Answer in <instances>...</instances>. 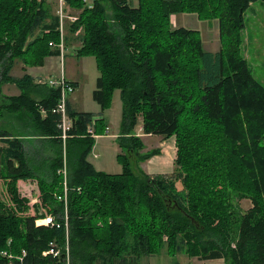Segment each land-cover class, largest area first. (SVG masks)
<instances>
[{
  "label": "trees",
  "instance_id": "1",
  "mask_svg": "<svg viewBox=\"0 0 264 264\" xmlns=\"http://www.w3.org/2000/svg\"><path fill=\"white\" fill-rule=\"evenodd\" d=\"M105 1L94 0L92 7L87 0L65 3L82 9L76 25L84 29L83 46L77 56L96 60L100 74L93 99L101 106L100 115L114 91L121 90L120 146L130 152L141 147V136L133 132L140 116L143 133L173 136L190 107L203 112L212 129L210 137L201 151L188 148L187 157L186 142L178 141L176 162L181 167L178 175L186 173V193L166 175L142 179L132 170L130 156L119 155L124 162L121 174L97 170L89 160L95 136L88 127L98 112L77 110L68 99L72 125L64 139L61 115L53 111L61 87L26 71L20 76L12 73L15 57L27 68L61 56L60 16L49 14L46 0H0V84H15L21 91L0 100V180L20 212L15 218L11 211H0V264H11L13 254L18 255L13 264H65L64 251L55 256L48 250L51 242L59 247L58 241L66 239L67 221L70 264H140L142 256L157 251L165 236L176 241L180 234L181 242L203 260L264 264V146L254 136L231 131L239 123L231 121L226 100L224 48L205 50L199 30L170 27L174 13L218 19L221 42L237 46L244 12L255 0H139L138 6L109 0L111 16ZM193 57L198 62L194 70ZM189 72H194L197 88L191 91ZM239 80L246 93L257 92L264 100V87L246 64ZM231 101L238 104L233 96ZM262 112L264 107L258 106L255 117L261 118ZM5 114L21 116L25 133L15 134L9 120H3ZM104 121L103 116L96 118L95 131L104 134ZM118 179L126 182L119 195ZM27 180H35L40 190L41 206L34 213L19 205V182ZM230 190L250 196L252 209L245 213L234 209ZM41 208L48 212L39 215ZM49 212L55 223L37 225Z\"/></svg>",
  "mask_w": 264,
  "mask_h": 264
},
{
  "label": "rangeland",
  "instance_id": "2",
  "mask_svg": "<svg viewBox=\"0 0 264 264\" xmlns=\"http://www.w3.org/2000/svg\"><path fill=\"white\" fill-rule=\"evenodd\" d=\"M94 0H87L89 7L93 6ZM133 6H138L139 0H128ZM105 8L107 14L110 16L113 12V6L109 0H106ZM46 6L49 14L59 15L63 23L64 31V55L61 57H54L48 59L44 64L48 70L46 73L43 71L38 79L47 82L50 79L58 80L65 73L66 80H76L79 87L77 90L70 92V97L74 105L81 110L85 111H97V116L93 119L94 128L97 117H104V123L109 127V134H103L99 126V132L96 130L95 144L89 154V160L92 162L97 170L105 171L112 174H121L123 172L124 162L122 154L125 157H129L132 170L139 177L144 176H157L166 175L169 180L172 178L175 180L176 188L181 193H186V173L182 176L178 175L181 167L176 162L178 141L184 140L186 142V151L184 156L187 157V149L190 151H201L205 143L209 131V125L203 118V112L196 113L191 107L188 108L183 114L180 122V128L178 133L170 137L163 135H151L145 134L142 130V118L139 117V121L134 128V135L141 133L140 142L141 147L135 151H128V148L120 146L119 136L122 133V112L124 103L121 97V90H115L111 98L110 105L100 115L101 106L93 99V91L96 88V80L99 76V70L97 68L96 60L93 56H77V51L83 46L84 29L81 26L77 27L76 22L82 12V9L73 8L65 3V0H46ZM111 20L112 17H109ZM61 27V23H60ZM171 29H177L185 27L188 29L199 30L203 49L208 51H218L224 48L227 53V98L229 105H231L232 114L230 115L231 121L239 123V127L233 129L228 127V131L231 127V131H239V135L248 137L251 139L255 137L260 145L264 146V112L262 117H255L257 107H264V100L262 96L257 95V92L246 93V87L241 88V82L239 80L241 67L246 64L253 77L264 87V0H255L250 2L248 8L244 12V28L241 32V42L239 45H231L230 43H223L220 40V30L218 19H200L195 13H174L171 15ZM39 34V30L36 31V35ZM51 57V56H50ZM49 58V57H47ZM46 58V59H47ZM191 64L192 70L197 67V60L192 58ZM14 68L12 73L16 76L24 74L29 70L30 73H37L35 70L39 66H28L26 68L24 61L15 57ZM46 61V60H45ZM64 76V77H65ZM194 72H189V78L187 83L189 85L188 90L191 91L196 84L194 80ZM184 80V74L182 75ZM76 88V86H75ZM197 89V88H196ZM241 89V90H240ZM21 91L15 84L7 83L0 84V100L3 96H12L19 94ZM232 96L238 102V104H232ZM248 100V101H246ZM244 101L248 103V108L245 107ZM239 106L242 107L239 110ZM227 109H229L227 107ZM238 115V117H235ZM9 120L8 127L14 128V133H25L22 129L23 123H25L21 116H10L5 114L3 120ZM14 123V124H13ZM211 129V128H210ZM212 130V129H211ZM245 140L239 139L240 142ZM198 146L199 148H195ZM152 153L149 158H144V155ZM202 152H199L201 154ZM154 154V155H153ZM143 179V178H142ZM121 187L118 188L120 192L124 191L126 184L125 179H118ZM116 186V184H115ZM233 208L241 213L247 212L254 206L253 199L242 192L229 191ZM19 205L25 208H30L29 212L34 213L36 206H41L40 203V190L38 183L35 180H27L19 182ZM7 185L0 180V211L10 212L16 217H20V212L17 209L18 202L12 200ZM17 204V205H16ZM48 210L41 208L39 215H44ZM51 212L47 213L49 216ZM68 220V217L66 218ZM67 237H70L67 221ZM184 235H178V238L164 237L157 247V251L144 255L140 259V264H227L223 259L217 260H203L198 255L192 254L189 251L188 243H182V237ZM66 239L61 242L58 241L60 252L66 246ZM181 244V248L177 249L176 243ZM70 244V243H69ZM71 246V245H69ZM72 250V249H71ZM15 257L11 258V264L14 260H17V254H13ZM20 260L21 257H18ZM65 264H68L67 260Z\"/></svg>",
  "mask_w": 264,
  "mask_h": 264
},
{
  "label": "built area",
  "instance_id": "3",
  "mask_svg": "<svg viewBox=\"0 0 264 264\" xmlns=\"http://www.w3.org/2000/svg\"><path fill=\"white\" fill-rule=\"evenodd\" d=\"M61 18V17H60ZM61 28H60V32H61V43H60V48H61V56H65L64 55V31H63V23H62V19H61ZM47 83L50 86H54V87H61L62 92H61V97H60V101L57 105L56 108H54V112H58L61 115V120L59 123V127L62 129V136L64 139H66L67 135H68V131L71 128L72 125V119L68 114L67 111V100L69 99V94L70 92H73L76 88L75 85L69 81L66 80V77H64V74L62 73L61 77L58 80L55 79H50L47 81ZM109 127L105 128L104 134H109ZM88 132H90L91 134H93L94 136H96V132H95V128H94V122H92L89 127H88ZM37 225L40 224H54L55 220L53 218V216L49 215V216H45L41 219H38L36 221ZM66 246L63 248V256L62 257H66V260L68 262V264H70V244H69V238L67 237L66 239ZM49 253L55 255V256H61L60 254V248L57 246V243L55 242H51V246L48 250ZM46 254V252H44Z\"/></svg>",
  "mask_w": 264,
  "mask_h": 264
},
{
  "label": "crops",
  "instance_id": "4",
  "mask_svg": "<svg viewBox=\"0 0 264 264\" xmlns=\"http://www.w3.org/2000/svg\"><path fill=\"white\" fill-rule=\"evenodd\" d=\"M54 57H61V56H51V57H49V58H47L46 59V61H45V63L48 61V59H53ZM44 65H46V64H44ZM39 66V67H36V71H37V73H30V74H32V75H34V76H36V77H40V76H42L43 78H44V76L43 75H41L42 74V72L44 71L45 73L48 71L47 69H46V67L45 66ZM28 68V67H27ZM29 70H27L26 72H28ZM64 74V76H65V73H63ZM61 76V75H60ZM66 77V76H65ZM69 81H72V82H76V80L74 79V80H72V79H69ZM79 87V85H77V87H76V89L75 90H77V88ZM69 101H70V103H71V105L75 108V109H77V110H80L81 111V109H78L75 105H74V103H73V101H72V99H71V97H70V95H69ZM94 112H97V111H94ZM138 135H140L141 133H137Z\"/></svg>",
  "mask_w": 264,
  "mask_h": 264
},
{
  "label": "bare ground",
  "instance_id": "5",
  "mask_svg": "<svg viewBox=\"0 0 264 264\" xmlns=\"http://www.w3.org/2000/svg\"><path fill=\"white\" fill-rule=\"evenodd\" d=\"M61 28V27H60Z\"/></svg>",
  "mask_w": 264,
  "mask_h": 264
}]
</instances>
